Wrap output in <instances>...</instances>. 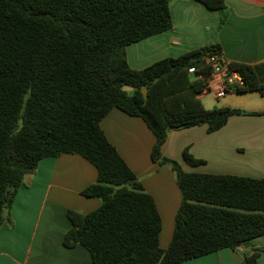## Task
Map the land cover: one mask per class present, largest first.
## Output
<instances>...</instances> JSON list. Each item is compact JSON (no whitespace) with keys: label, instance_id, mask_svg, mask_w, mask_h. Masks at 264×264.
Listing matches in <instances>:
<instances>
[{"label":"trees","instance_id":"16d2710c","mask_svg":"<svg viewBox=\"0 0 264 264\" xmlns=\"http://www.w3.org/2000/svg\"><path fill=\"white\" fill-rule=\"evenodd\" d=\"M196 1L219 11L220 26L225 22L224 0ZM169 6L170 0H0V228L13 227L14 199L42 159L77 154L97 170L81 195L100 205L87 214L67 210L71 227L62 246L84 248L88 264H179L264 235V179L186 173L161 154L172 131L206 125L213 133L232 116L264 115L207 109L198 99L212 71L205 58L221 54L218 45L129 67L127 46L171 28ZM229 67L242 85L226 93L264 97L251 66ZM113 108L143 120L155 138L151 160L174 173L181 199L166 248L154 200L100 128ZM182 156L190 166L205 163L187 149ZM261 251L241 264H257Z\"/></svg>","mask_w":264,"mask_h":264},{"label":"crops","instance_id":"0c3cea01","mask_svg":"<svg viewBox=\"0 0 264 264\" xmlns=\"http://www.w3.org/2000/svg\"><path fill=\"white\" fill-rule=\"evenodd\" d=\"M224 3L227 18L220 26L219 11L196 0H170L171 28L127 46L129 67L140 70L161 59L177 58L215 44L226 62L251 66L264 84V0ZM256 102L259 109H247L241 100L233 98L224 101V105L263 112L264 102ZM100 128L154 200L161 220L160 247L166 248L181 199L171 166L151 160L155 138L139 117L113 108L100 122ZM184 149L205 163L190 166L183 159ZM161 154L177 161L186 173L264 179V115L232 116L213 133L207 132L206 125L172 131ZM96 177V168L77 154L42 159L35 173L24 177L14 199L13 227L0 228V264H88L90 256L84 248L77 245L66 249L62 240L71 227L67 210L87 214L99 207L97 198L81 195ZM255 249L263 250L257 264H264V235L234 250L221 249L179 264H241L242 258Z\"/></svg>","mask_w":264,"mask_h":264},{"label":"built area","instance_id":"2783aa9c","mask_svg":"<svg viewBox=\"0 0 264 264\" xmlns=\"http://www.w3.org/2000/svg\"><path fill=\"white\" fill-rule=\"evenodd\" d=\"M205 62L212 65L211 76L208 82V92H211L215 98L224 97L227 92L226 90L232 91L234 85H242L240 74L229 67V63L224 60L222 54L206 57ZM194 73V68L188 69V74L192 75ZM213 83L217 85L215 86Z\"/></svg>","mask_w":264,"mask_h":264},{"label":"rangeland","instance_id":"374dc122","mask_svg":"<svg viewBox=\"0 0 264 264\" xmlns=\"http://www.w3.org/2000/svg\"><path fill=\"white\" fill-rule=\"evenodd\" d=\"M201 98L202 104L205 106L207 109H212L213 107H221L224 105V101L228 100L229 98H233L235 100H241L244 104V107L247 109H259V104H257L256 100L258 102L263 101L264 102V97L260 96L256 92H248V93H243V94H238L235 92H230L226 93L225 97L223 98H218L216 99L215 96L213 97V94L210 92L205 93L202 96H199ZM251 98L250 100H244L243 98ZM237 98V99H236ZM214 103V104H210ZM214 105V106H211Z\"/></svg>","mask_w":264,"mask_h":264},{"label":"water","instance_id":"95a60500","mask_svg":"<svg viewBox=\"0 0 264 264\" xmlns=\"http://www.w3.org/2000/svg\"><path fill=\"white\" fill-rule=\"evenodd\" d=\"M141 91H142L143 97L146 98V96H147L146 90L144 88H142Z\"/></svg>","mask_w":264,"mask_h":264}]
</instances>
